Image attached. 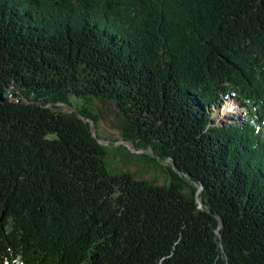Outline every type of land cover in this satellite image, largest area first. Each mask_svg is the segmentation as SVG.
<instances>
[{"label": "trees", "instance_id": "16d2710c", "mask_svg": "<svg viewBox=\"0 0 264 264\" xmlns=\"http://www.w3.org/2000/svg\"><path fill=\"white\" fill-rule=\"evenodd\" d=\"M0 94V264H264V0H0ZM69 95L177 178L110 171Z\"/></svg>", "mask_w": 264, "mask_h": 264}, {"label": "rangeland", "instance_id": "374dc122", "mask_svg": "<svg viewBox=\"0 0 264 264\" xmlns=\"http://www.w3.org/2000/svg\"><path fill=\"white\" fill-rule=\"evenodd\" d=\"M230 105L228 108L226 105ZM65 111L84 110L92 132L101 139L106 154L104 161L110 171H126L136 178L157 184H167L177 174L169 158L159 156L150 146L142 147L137 141L126 140L123 135L125 119L115 105L106 99L76 97L69 95L67 101L51 104ZM246 107L235 95L221 98L220 103L210 107L212 119L218 124H228L244 116ZM181 179H185L181 177ZM184 190L187 186L182 184Z\"/></svg>", "mask_w": 264, "mask_h": 264}, {"label": "water", "instance_id": "95a60500", "mask_svg": "<svg viewBox=\"0 0 264 264\" xmlns=\"http://www.w3.org/2000/svg\"><path fill=\"white\" fill-rule=\"evenodd\" d=\"M0 100H3V96H2V94H0ZM90 127H91V124H90ZM93 133V132H92ZM93 135L94 136H96L94 133H93ZM97 137V136H96ZM97 139L99 140V141H101V139H99L98 137H97Z\"/></svg>", "mask_w": 264, "mask_h": 264}, {"label": "bare ground", "instance_id": "6f19581e", "mask_svg": "<svg viewBox=\"0 0 264 264\" xmlns=\"http://www.w3.org/2000/svg\"><path fill=\"white\" fill-rule=\"evenodd\" d=\"M229 106H230V105H228V104L226 105L227 108H228Z\"/></svg>", "mask_w": 264, "mask_h": 264}]
</instances>
